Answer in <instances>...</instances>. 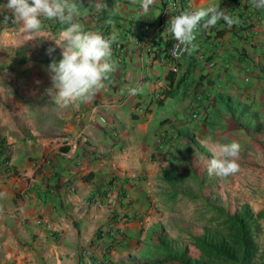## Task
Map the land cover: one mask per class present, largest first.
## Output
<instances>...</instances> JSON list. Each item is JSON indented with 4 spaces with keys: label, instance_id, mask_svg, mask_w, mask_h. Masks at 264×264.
I'll list each match as a JSON object with an SVG mask.
<instances>
[{
    "label": "crops",
    "instance_id": "crops-1",
    "mask_svg": "<svg viewBox=\"0 0 264 264\" xmlns=\"http://www.w3.org/2000/svg\"><path fill=\"white\" fill-rule=\"evenodd\" d=\"M97 2L106 7L96 10ZM171 2L156 0L145 16L132 0H78L85 31H117L118 70L91 102L68 107L47 94L48 66L62 49L46 38L66 25L44 21V32L22 44L20 25L3 23L12 13L0 11V154L7 150L12 163L0 175V264H80L82 247L116 219L125 233L112 264L134 263L141 210L157 199L156 139L168 122L178 129L174 153L219 116L227 138L224 129L244 125L240 138L264 152V10L251 0H190L196 10L225 9L238 23L199 32L198 47L173 71ZM141 85L142 94L128 95Z\"/></svg>",
    "mask_w": 264,
    "mask_h": 264
},
{
    "label": "rangeland",
    "instance_id": "rangeland-1",
    "mask_svg": "<svg viewBox=\"0 0 264 264\" xmlns=\"http://www.w3.org/2000/svg\"><path fill=\"white\" fill-rule=\"evenodd\" d=\"M212 123L204 136L194 133L178 152L170 147L166 151L155 148L162 158L157 169V199L141 210L144 216L138 222L137 246L142 250L130 264H182L179 258L184 252L191 264L203 262L195 238L216 230L228 215L245 211L258 215L264 209V152L259 155L254 144L240 138L238 130L246 126L234 124L224 129L229 132L227 138L222 133L225 124L221 116ZM168 124L173 126V122ZM201 141L209 146L238 142L240 171L228 177L209 175L207 163L211 156ZM254 239V260L264 263V216L256 222Z\"/></svg>",
    "mask_w": 264,
    "mask_h": 264
},
{
    "label": "clouds",
    "instance_id": "clouds-1",
    "mask_svg": "<svg viewBox=\"0 0 264 264\" xmlns=\"http://www.w3.org/2000/svg\"><path fill=\"white\" fill-rule=\"evenodd\" d=\"M139 3L142 12L147 15L156 0H132ZM78 0H7L0 5V11L7 10L12 16H4L3 23L9 19L20 25L21 43L36 39L45 29L44 21H57L63 28L58 38H46L55 41V45L62 49V59L53 60L48 66L52 80V87L47 94L57 105L68 107L77 103L91 102L97 94L103 91L111 82V74L118 70V62L114 59L113 45L118 41V33L113 27L109 35L97 31H85L77 22L80 15ZM251 6L257 10H264V0H251ZM106 5L95 3L94 8L101 11ZM223 20L229 27L238 23L229 11L209 6L198 10H185L175 15L167 29L178 42L174 46L173 55L182 52L191 54L198 47L197 34L215 27ZM11 22V23H12ZM10 24V23H9ZM54 48L47 50L51 55ZM144 86L130 87L128 95L142 94ZM207 148L211 158L208 160L209 175L228 177L240 171L238 158L241 145L238 142L214 143L210 146L201 141Z\"/></svg>",
    "mask_w": 264,
    "mask_h": 264
},
{
    "label": "trees",
    "instance_id": "trees-1",
    "mask_svg": "<svg viewBox=\"0 0 264 264\" xmlns=\"http://www.w3.org/2000/svg\"><path fill=\"white\" fill-rule=\"evenodd\" d=\"M177 11V15L182 12L181 8ZM172 94L173 92L169 90L165 97ZM159 103H162V101L159 100ZM6 153L7 150L1 152L0 164H2ZM7 158H9V155H7ZM262 216H264V209L258 215L248 211L242 214L228 215L223 223L217 226L216 230L195 238L194 244L201 251L203 259H205V261L196 264H264L254 260L257 251L254 231L258 218ZM111 244L113 245V242ZM185 254L186 252L180 256V262L191 264L190 258H184Z\"/></svg>",
    "mask_w": 264,
    "mask_h": 264
},
{
    "label": "built area",
    "instance_id": "built-area-1",
    "mask_svg": "<svg viewBox=\"0 0 264 264\" xmlns=\"http://www.w3.org/2000/svg\"><path fill=\"white\" fill-rule=\"evenodd\" d=\"M171 4L174 6L175 9H180L182 11L185 10H196L192 7L190 0H171ZM12 19L8 21V23H11ZM198 36V34H197ZM174 46H178V42L174 39L172 45L169 47L167 56L169 59L174 62L173 64V71H177L176 63L178 60H180L183 55L186 53L182 52L178 54L177 56L173 55V48ZM182 48L183 46H178ZM117 48H121V44H117ZM246 81H249V76L245 77ZM211 98L208 96V99L206 98L204 103L205 107H209L211 103ZM195 118L202 119L203 117L200 116L198 113H194ZM178 133V129L176 126L172 125H166L164 129H162L159 132V135L156 139L157 148L161 151H166L170 145L176 140V135ZM7 155H9V152H7L4 156L2 164H0V175L2 171L10 172L12 163L9 158H7ZM124 230L119 225V220L116 219L115 223H110L106 227H102L98 230L95 241H93L89 245H84L81 249V264H112V259L110 258V253L112 252L115 245L121 240V237L124 234ZM113 242V245L111 244Z\"/></svg>",
    "mask_w": 264,
    "mask_h": 264
}]
</instances>
